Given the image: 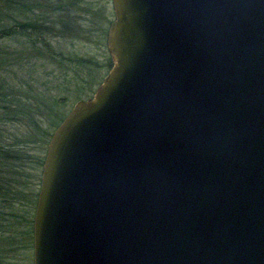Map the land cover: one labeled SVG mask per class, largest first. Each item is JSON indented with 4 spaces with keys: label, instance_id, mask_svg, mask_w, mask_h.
Wrapping results in <instances>:
<instances>
[{
    "label": "water",
    "instance_id": "obj_1",
    "mask_svg": "<svg viewBox=\"0 0 264 264\" xmlns=\"http://www.w3.org/2000/svg\"><path fill=\"white\" fill-rule=\"evenodd\" d=\"M112 66L54 130L33 264H264V0H111Z\"/></svg>",
    "mask_w": 264,
    "mask_h": 264
},
{
    "label": "trees",
    "instance_id": "obj_2",
    "mask_svg": "<svg viewBox=\"0 0 264 264\" xmlns=\"http://www.w3.org/2000/svg\"><path fill=\"white\" fill-rule=\"evenodd\" d=\"M106 8V4L100 6L97 0H0V39L19 36L26 40L18 52L0 50V71L8 69L11 61L27 63L32 59L49 63L67 61L84 69L95 66L91 58H66L58 44L103 46L110 23ZM110 66L111 60L100 69ZM73 80L76 76L68 83ZM33 86L29 88L32 91ZM26 93L8 85L0 88V264L9 259L10 250L18 241L16 228L21 217L16 206L22 202L31 205L36 198L29 186V170L38 171L43 160L29 147L45 143L49 133L41 122L58 111L53 96H46L37 88L34 94L40 96L31 101L24 96ZM9 127H16L15 132ZM19 235L27 238L29 232L21 231ZM5 239L7 248L3 244Z\"/></svg>",
    "mask_w": 264,
    "mask_h": 264
},
{
    "label": "rangeland",
    "instance_id": "obj_3",
    "mask_svg": "<svg viewBox=\"0 0 264 264\" xmlns=\"http://www.w3.org/2000/svg\"><path fill=\"white\" fill-rule=\"evenodd\" d=\"M97 2L100 6L106 4V9L110 15V22H112L114 17L111 0H97ZM25 43L26 40L19 36L2 38L0 39V50L8 49L9 51L15 50L18 52V50L24 46ZM58 45L66 58H91L95 61L96 65L89 69H84L78 66L77 63H69L67 61L49 63L47 61L44 62L32 59L26 63V61L20 62L15 60L11 61L12 64L8 69H4L3 72L0 71V88L8 85L17 90L22 89L23 93L27 92V95L24 96H26V98L30 97L31 101L40 96H36V94H34L38 88V90L44 95H51L57 101L55 106L58 111L47 115V117H44L41 122V127L48 131L49 137L46 139L44 144H41L43 142H41L40 134H38L41 145L38 144L29 147L33 149V152L35 153L34 155L41 157L43 161L46 155L49 140L54 130L60 125L77 102L92 97L95 89L101 84L102 80L105 78L112 66L111 63L109 69H100L103 64H107L108 61L111 60L106 49V36L104 45L100 48L95 45L83 43L70 45L62 42ZM74 76H76V80H73L69 84V80ZM78 76L81 78L79 79ZM92 83H94V85ZM30 85H34L32 88L33 91L29 89ZM22 103H24V101ZM9 130L11 132H15L16 127H9ZM41 172L42 166L38 169V171L29 170V186L31 190L34 189L36 194L35 202L31 205L22 202L16 206L17 214L21 217L16 228V231L18 232V235H16L18 241L15 242V245L13 246L14 249L10 250L9 259H7L4 264H33V219L40 188ZM33 176H36V179H34ZM21 231H28L29 236L27 238L20 237L19 232ZM6 243H8V240L5 239L3 244L5 245ZM19 245L24 246L19 247ZM4 248H7V246L5 245Z\"/></svg>",
    "mask_w": 264,
    "mask_h": 264
},
{
    "label": "flooded vegetation",
    "instance_id": "obj_4",
    "mask_svg": "<svg viewBox=\"0 0 264 264\" xmlns=\"http://www.w3.org/2000/svg\"><path fill=\"white\" fill-rule=\"evenodd\" d=\"M111 23V22H110ZM44 162V161H43ZM43 165V164H42Z\"/></svg>",
    "mask_w": 264,
    "mask_h": 264
}]
</instances>
